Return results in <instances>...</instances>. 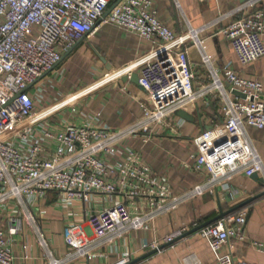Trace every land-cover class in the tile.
Here are the masks:
<instances>
[{"label": "built area", "instance_id": "1", "mask_svg": "<svg viewBox=\"0 0 264 264\" xmlns=\"http://www.w3.org/2000/svg\"><path fill=\"white\" fill-rule=\"evenodd\" d=\"M262 2L246 0L206 26L177 33L159 19L151 0H121L114 6L115 0H0V211L11 213L9 219L0 220V264L14 263L12 237L22 229L23 220L34 227L46 264H64L55 256L34 213L36 201L49 191L58 193L66 205L103 206L87 221L96 243L114 244L132 229L155 223L183 200L213 193L218 186L232 197L229 182L236 174L262 173L261 159L245 128L264 130L263 86L225 69V81L244 95L229 97L216 70L217 55L208 48L213 35L200 37V32L218 25L217 34L232 47L239 64L247 66L264 56V11L258 8ZM100 24L135 33L155 50L139 66L137 84L147 100L141 105L140 119L126 129L111 130L99 122L100 112L95 111L84 123L63 120L58 129L40 124L37 79ZM192 46L199 48L200 62L208 70L209 81L199 86L188 57ZM133 68L128 65L124 70L130 75ZM206 96L222 99L221 122L194 138L193 167L204 170L207 178L181 196H173L150 166L138 160L134 149L118 145L138 133L146 138L164 129L176 134L184 121L181 117L173 121L176 111ZM246 222V210H240L198 230L213 252L228 244L229 251L218 257V264H235L231 241L245 240ZM175 235H168L165 242ZM90 242L76 246L74 254L96 257ZM253 245L264 251L262 244ZM158 246L153 242L145 249ZM129 261L125 254L113 264Z\"/></svg>", "mask_w": 264, "mask_h": 264}, {"label": "crops", "instance_id": "2", "mask_svg": "<svg viewBox=\"0 0 264 264\" xmlns=\"http://www.w3.org/2000/svg\"><path fill=\"white\" fill-rule=\"evenodd\" d=\"M117 0H115L116 2ZM178 2V5H176ZM246 0H151L159 19L174 32H185L189 27L206 26L220 15L241 6ZM264 11V0L258 5ZM219 26L200 32V37L212 36L208 48L217 55L216 70L229 95L241 97V92L225 81L223 70L232 69L244 78L256 79L263 86L264 56L243 66L235 52L218 33ZM151 43L141 36L124 32L112 24H100L93 34L85 35L62 54L52 70L34 85L40 93L36 103V117L40 124L58 129L63 120L84 123L95 111L100 112V123L109 129H126L142 115L144 92L130 75L140 73V65L154 55ZM188 57L196 74V86L209 81L207 66L200 62L199 48L189 47ZM132 65L129 74L124 70ZM122 77L125 80L122 81ZM244 98V97H241ZM222 99L206 96L184 109L193 121L184 119L176 134L167 130L146 136L140 133L121 142L118 146L132 148L140 162L149 165L159 183L168 185L173 196H181L190 188L206 181L204 170L194 167L196 154L194 138L202 131L221 122ZM76 113L71 112L72 107ZM174 116V122L178 120ZM254 149L264 167V130L252 126L245 128ZM146 138V141L144 139ZM123 158V156H121ZM232 197L221 186L213 193L206 191L200 196L183 200L175 209L159 216L146 228L132 229L114 244L96 243L87 218L97 208L73 202L66 205L54 191H49L36 201L34 213L50 246L64 264H113L129 255L130 263L150 250L145 246L157 242L158 248L166 244L168 235L183 230L189 231L209 221L222 211L234 209L230 214L246 210L248 219L244 229L245 240L231 241L235 264H264V251H259L253 242L264 246V171L250 176L239 173L229 182ZM252 197L250 203L248 202ZM105 205H107L104 202ZM243 204V205H242ZM0 211V220L11 217ZM5 226V222H2ZM175 235L174 241L133 264H218V257L229 251L223 244L217 252L210 248L208 239L198 231ZM13 264H46L45 252L36 240L32 224L22 221V229L12 237ZM92 241V243L90 242ZM90 242L96 257L76 256L74 249L81 243Z\"/></svg>", "mask_w": 264, "mask_h": 264}, {"label": "water", "instance_id": "3", "mask_svg": "<svg viewBox=\"0 0 264 264\" xmlns=\"http://www.w3.org/2000/svg\"><path fill=\"white\" fill-rule=\"evenodd\" d=\"M120 1H121V0H117L112 6H114L115 4L119 3ZM112 6H111V7H112ZM111 7H110V8H111ZM110 8H109V10H110ZM109 10H108V12H109ZM108 12H107V13H108ZM48 72H49V71H48ZM48 72L44 73L43 76L46 75ZM43 76H41L39 79H37V81L40 80L41 78H43ZM121 79H122V81H124V80H125V77H122ZM129 79H130V81L137 82L138 74H137V73L131 74ZM31 85H32V84H31ZM31 85H29V86H31ZM241 97H244V95L241 94ZM176 115H177L178 117H181V118L186 119V120H188V121H193V117L190 116V115H189L184 109H180V110L176 111ZM253 198H254V197H252L248 202H246V203H244V204L250 203V202L252 201ZM242 205H243V204H242ZM240 206H241V205H240ZM240 206H236V207H234V209H236V208H238V207H240ZM234 209H230V210H227V211H222V210H220V212L217 214L216 217H214L213 219H211V220H209V221H206V222H204V223H201L199 226H197V227H195V228H193V229H191V230H189V231H186L185 233H183L182 236L200 230L201 227H204V226H206V225H209V224H211V223L217 221V219L222 218V217H224V216L230 214L231 212L234 211ZM246 217H247V219H248V214H246ZM172 241H174V239H173ZM172 241L167 242L165 245H163L162 247H159V248H163V247L167 246V244L171 243ZM159 248L151 249L150 252L145 253L144 255H142V256H140V257L134 259L133 261H131L130 263H127V264H133L134 262H137V261H139V260H142V259L148 257V256L150 255V253L156 251V250L159 249Z\"/></svg>", "mask_w": 264, "mask_h": 264}]
</instances>
